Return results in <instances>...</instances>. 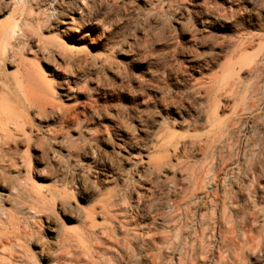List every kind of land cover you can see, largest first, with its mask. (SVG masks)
<instances>
[{"label":"bare ground","instance_id":"1","mask_svg":"<svg viewBox=\"0 0 264 264\" xmlns=\"http://www.w3.org/2000/svg\"><path fill=\"white\" fill-rule=\"evenodd\" d=\"M224 1L191 4L198 28L163 24L138 52L117 47L147 53L132 99L156 92L162 116L150 97L122 102L134 74L102 28L81 25L87 2L0 0V264L264 262V0ZM184 99L193 112L168 116ZM148 223L166 234L141 235Z\"/></svg>","mask_w":264,"mask_h":264},{"label":"rangeland","instance_id":"2","mask_svg":"<svg viewBox=\"0 0 264 264\" xmlns=\"http://www.w3.org/2000/svg\"><path fill=\"white\" fill-rule=\"evenodd\" d=\"M84 1L87 2L86 5L88 7L86 6L87 7L86 10H88V11L85 10L84 13L82 12L81 15L83 16L84 19L83 18L81 19V21H82V22H80L81 25L83 27L85 26L86 28H102L105 31L104 34H105L107 46L111 47L114 44V47H115V49H114L115 59L114 60H115V62H119L120 64H122V66L124 67V70H123L124 72L129 71L130 73L134 74L131 77L130 83H128L129 85L125 86L124 87L125 89L123 88V94H121L122 95V102L128 106H130V105L132 106V105L136 104L137 106H139V108H143L144 106L140 102L144 101V99L147 100L150 97L151 100H149V101L151 103L148 101V108L150 110H154L155 112L161 111L160 114L162 116H164L165 111L162 110V108L160 106H157L154 103V100H155L154 98H156L158 96V94L156 92L147 91L146 96L145 95L142 97L138 96L137 98H135L134 101L132 99L133 91L136 90V88L139 86L137 76L140 73H138V72L141 71V69H143V71H144L145 69H151L152 68L151 64L144 63L142 65L139 63V61L146 59V56H144V55L145 54L147 55V53L146 52H143L142 54L137 53L135 55L132 54L131 57H127L124 55V53L122 51L126 50L129 46V49H131L133 52H135V53L138 52V51H136L137 50L136 48H138L142 42L144 43V42H149V40L151 41L153 39V35L151 36V34L153 32H157L159 29H161L163 24H168L172 27L175 26L176 27L175 32L177 35H180L179 23H182V25L184 24L185 26L190 25L192 28L195 25L198 28L199 26L197 25V23L194 22L196 20V18L193 15V6H192L193 3L195 2V0H84ZM241 1L242 0H234L233 1L234 3H232L233 7H236L237 5L243 3ZM205 2L207 3L206 5H205ZM218 4L224 5L225 1L224 0H204L203 5L205 6V8L207 7V9L210 7L208 10H212V9H216V6L219 7ZM208 5H209V7H208ZM211 7H212V9H211ZM52 8L56 9V10L58 9L57 6L52 7ZM61 8L65 9L67 12H70V11L75 12V11L80 10V9H78L79 7H78L77 3L76 4L65 3L64 6H62ZM186 9H187V13H188V10H190L191 13L189 12L188 14L193 15V17H191V15H187ZM218 9L219 8H217L216 10H218ZM260 13H261L260 16L263 18L262 21L264 23V15H263L264 14V3L262 4ZM158 16H159V18L162 17V18H160L162 20V22L155 20V18ZM186 17H188V18L186 19ZM193 18H194V20H192ZM57 19L58 18L56 17V19L52 20L53 25H55V22ZM91 19H95L96 23H91ZM89 20H90V22H89ZM239 20H240V17L238 19H235V21H234V25H236V26L238 25L236 27L235 32L229 31V30H223L222 31L221 35H223V37L226 40H227V38L228 39H230L232 37L234 38L236 35L239 34L238 31L245 27L244 24H242ZM6 21H8V18L6 17V15H1L0 16V24L7 23ZM190 22L191 23L193 22L192 23L193 25ZM186 23H187V25H186ZM106 27H107V30H109V31H106ZM144 29H145V32H146V29H148L147 31H149L151 33H149V32L145 33ZM241 31H243V29ZM88 33H91V32H88ZM142 33H145V34H142ZM148 34H150L149 40L146 41ZM143 35H145L146 37L144 38ZM137 44L139 46L136 47ZM132 46H133V48H130ZM117 47H121L122 51L120 48L118 49ZM116 49L120 50L121 53L117 52ZM257 52H258L257 48L254 47L253 49H249L246 52L239 53V55H241L245 58H248V59H252V58H254V56L256 55ZM142 57L144 59H142ZM139 59H141V60H139ZM132 61H137V63L133 64ZM224 62H225V60H223L222 64ZM126 65H127V68L129 70L126 68ZM125 68H126V71H125ZM221 73H222V70H221L220 74ZM115 82L118 84L117 80ZM117 92H120V90H118ZM173 95L177 96L175 94H173ZM183 101H184L183 105L185 107L180 108V107L175 106V105L169 106V109L166 110V112H168V116L178 118L179 114H181L182 116H185V117L190 115L191 112H193L191 104H189L188 101L185 99ZM154 106H156L158 109L157 108L155 109ZM227 113L229 115V112H227ZM159 118L156 117L155 119L159 120ZM150 121L151 120H148L147 127H146L147 134H149L151 132L150 130L152 129ZM205 133H206V130L199 128L198 130H196L194 132H190V136L192 135L195 138H199V137H203ZM177 134H179L181 136H185V135L189 134V132L187 133L185 131L179 130V131H177ZM140 136H141V138L139 139L140 141H138V142H139L141 149H143L146 145V142H147L146 138L147 137L142 133H140ZM135 183H137V184H135ZM135 183H132V184H134L135 186L140 185V184L143 186L147 185V184H145V183H147L145 180H144V182L137 181ZM166 187H167L166 189L168 190L169 193H172V191L175 190L174 184H172V183H170V184L167 183ZM168 201L167 200L164 201L165 205L163 204V206L161 207V212L163 213L164 216L168 215V214H174L173 213L174 212V210H173L174 206H173L172 199L168 200ZM129 216H132V214ZM145 221L146 220H144V222ZM152 226H153V230H151L147 234V237H150V235H152V233H154V232L155 233L165 232L163 234H166V229L164 228V226H160L159 224L148 223L147 225L142 226L143 230L142 229H141L142 231L140 230L141 235L144 233L145 230L147 231ZM146 227H147V229H145ZM162 228H164V229H162ZM156 231H158V232H156ZM144 244H145V246H143V249L144 248L147 249L148 246H146V243H144ZM137 262L139 264L140 261L137 260ZM141 263L142 262H140V264ZM260 264H264V262H262Z\"/></svg>","mask_w":264,"mask_h":264}]
</instances>
